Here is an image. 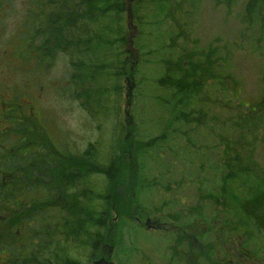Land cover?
Here are the masks:
<instances>
[{"label":"rangeland","instance_id":"374dc122","mask_svg":"<svg viewBox=\"0 0 264 264\" xmlns=\"http://www.w3.org/2000/svg\"><path fill=\"white\" fill-rule=\"evenodd\" d=\"M29 1L5 0L1 4L6 11L3 21L5 31L0 38V147L18 146L19 143L15 141L25 138L30 146H36L31 144L33 142L46 145V153L55 147L79 154L86 147L87 150L92 148V143L98 141L102 155L106 156L113 142H116L113 148L115 151L117 149L119 155L124 151V146L127 150L133 141L150 143L147 150L142 149L144 153L138 162L122 154V164L114 184L115 193L119 197L113 195L110 200L109 218L101 230L97 252L91 254L90 245H86L90 239L86 240L80 229L76 236L69 234L65 241L62 234L57 239L55 254L58 260L68 255L69 259L89 261V264H264L262 236L250 225H240L236 220L239 216L245 220L241 211L235 209V203L239 202L237 200L243 198L239 193L245 184L243 180L232 181L235 193L239 194H227L226 202L223 200L221 203L218 194L212 196L201 190L202 181L211 178V175L207 171L197 173L199 165L192 167L189 176L177 177L167 173L165 164L160 168L161 161L150 163L153 148L165 143L158 140L161 137L159 130L171 119L161 109L156 110L161 100H152L150 96L156 92L159 98H163L167 93L155 86L156 81L147 84L152 77L150 71L159 68L152 62L153 59L148 63L152 67H142V72L139 65L143 48L154 49L155 52L161 48L165 51L164 58L170 59L172 65L169 75L176 73L177 67L187 65L188 57L197 60L198 55L209 53L211 75L216 78L209 79L202 86L210 103L197 108L204 116V124L198 128L200 135H193L187 129L184 131H188L189 141L184 140L177 130L174 135L179 151L186 149L194 157L203 155L201 163L210 162L215 167L214 173L221 175L217 171L220 163L216 153L222 150V130H227L225 133L229 141L235 140L236 134L229 129V123L236 108L239 104L252 105L264 94V0H166L164 6L167 14L157 29L150 33L151 36H157L159 42L150 46L145 43L148 40L140 35L141 31L132 25L130 35L138 44L133 45L140 62L135 59L131 71H135L138 66L136 73H140V76L138 78L136 75V81L127 76L129 80L121 87L118 101H114L111 113L102 120L95 118L92 108L82 110L79 107V103H85L84 99L76 98L75 101L67 97L70 89L65 87V58L54 56L42 69L36 66L40 63L34 59L22 62L19 58L20 50L23 54L28 51L26 45L18 46L20 39L16 37L25 29L28 12L35 10ZM145 26L142 25L140 29L148 33L150 30ZM141 81H145L146 85ZM13 87L18 89L17 95L13 93ZM228 97L230 108L221 113L220 107ZM240 110L244 111L242 107ZM254 111L249 108V112ZM15 120L23 122L25 126L14 125ZM148 122L152 124L148 125ZM261 123L250 124V128L260 126ZM251 129L249 142L256 138L254 144L250 145L251 155L254 162L264 169V127L256 129V137L252 135ZM248 150L249 146L245 147V151ZM34 151L32 148L29 155H37ZM6 156V149L0 148V160ZM58 166L62 167V164L55 163L53 168L58 169ZM149 166L159 170L156 173L147 172ZM206 166L203 164L204 168ZM29 167H32V163H29ZM50 169L51 166L48 165L46 169L45 164L46 180L39 182L46 188H52L54 181L63 186L60 190L65 188L67 192L58 195L59 202L52 205L57 206L54 212L58 220L78 222L85 215L86 207L102 209V202L100 204L96 200L101 193L102 177L94 176L93 169L73 167L70 172L74 177H65L68 181L64 183L54 179L49 173ZM138 170L141 173L143 171L139 178ZM18 172H15L16 177L25 181L26 178ZM80 172L86 175L82 176ZM75 174L80 177L77 178ZM14 176V173L12 176L10 174L8 180ZM71 181L76 183L70 184ZM7 182L3 192L6 199L11 192ZM146 185H149V189ZM255 191L256 188H252L249 197L257 193ZM15 194L14 199L20 201L23 198L19 196L25 192L19 189ZM235 195H238L236 201L233 200ZM27 200L30 202L32 199L29 196ZM29 213L33 215L34 211L26 210L24 215ZM5 215H8L7 212ZM41 215L44 225L51 224L52 211L46 210L44 206ZM32 225L34 227L35 223ZM79 228H83V223L79 222ZM33 229L34 233L28 236L34 240L37 236L42 237L40 232L36 234V229H43L42 226ZM67 229L64 227V230ZM0 232V241L3 242L7 237L3 225ZM27 244L30 251L33 245ZM43 250L49 251L44 246L39 248V251ZM86 257L89 258L86 260ZM49 258L56 263L55 256Z\"/></svg>","mask_w":264,"mask_h":264},{"label":"trees","instance_id":"16d2710c","mask_svg":"<svg viewBox=\"0 0 264 264\" xmlns=\"http://www.w3.org/2000/svg\"><path fill=\"white\" fill-rule=\"evenodd\" d=\"M4 1L0 0V38L3 37L5 31L3 21L6 10L1 6ZM165 1L131 0L129 4V0H30V5L35 6V10L28 12L25 29L16 37L20 39L18 46L26 45L28 51L26 50V54H23L21 50H18L19 58L22 59V62L36 60L40 63L36 64L40 69L53 60L54 56L60 55L65 58L67 61L65 63L67 68L65 87L70 89L67 97L75 101L76 98L84 99V104L79 103L82 110L92 108L97 120L105 119L111 113L114 101H118L121 87L125 81L129 80L127 76H130L131 80H135L136 75L138 78L140 76V73H136L138 66L135 71H131L134 60L137 59L140 62L134 47L138 44L134 41L135 38L130 35L133 30L132 25L141 31L139 33L145 40H148L145 42L146 44L155 45L159 39L157 36H151L150 33L157 29L161 19L165 18L167 14L164 6ZM142 25H146L145 27L150 31L144 32L140 29ZM32 43L36 44L32 47ZM153 50L143 48L142 62L139 64L140 72H142V67L151 68L152 65L149 67L148 63L153 59L152 62H155V66L159 69L155 70L154 68L150 71L152 77L149 78L150 81L147 84L151 85L153 81H156L155 86L163 93L166 92L167 96L165 94V97L159 98L156 92L153 95L151 93L150 96L152 100H161L158 101L156 110L161 109L171 119V122L167 121L159 130L161 137L158 140L165 143L153 148L150 163H160L161 161L160 168L165 164L164 169L167 173L177 177L178 175L189 176L192 167L199 165L197 173L207 171L208 175H211V178H205L202 181L201 190L212 194V196L218 194L221 203L223 200L226 202L227 194H242L241 201L237 200L238 195H235L233 200L239 201L237 204L235 203V209L241 211L245 220L243 221L240 216L236 220L240 225H250L264 240V169L254 162L251 155L250 145L256 138H253L251 143L249 142L250 124H260L261 121H264V94L259 101H255L252 105L250 103L239 104V107L236 108L235 115L229 123V129L236 134L235 140L229 141L225 133L227 130H222L220 135L222 150L220 153H216V158H219L220 163V168L217 169L221 172L219 175L214 173L215 167L210 162L201 163L203 155L194 157L187 153L186 149L179 151L174 135L177 130V133L186 141H189L188 131H191L193 135H200L198 128L204 124V116L197 108L210 103L209 96L205 94V90H202V86L209 79L216 78L211 75L212 64L208 62L209 53L198 55L197 60L188 57L187 65L177 67L176 73L169 75L172 65H170V59L164 58L165 51L161 48L159 52ZM151 56L153 57L151 58ZM141 83L146 85L145 81H141ZM13 88V93L17 95L18 89ZM229 104L230 98L228 97L220 107L221 113L230 108ZM240 107L247 114L241 111ZM249 108H253L255 111L249 112ZM14 123L19 127L25 126L20 121L15 120ZM151 124L148 122V125ZM255 126H252L253 129H251L254 137H256V129L260 126L264 127V123ZM184 129L188 131H184ZM15 142H18L19 145L0 147L7 151L5 159L0 160V178L4 177L0 179V227L4 226V233L7 236L5 241H0V264H89V261L69 259L68 255L65 256V259L58 260L57 254H55L58 248L57 239L62 234L63 241H65L69 234L76 236L82 229L85 239H90L86 245H90L91 254L97 252L101 230L105 228V222L109 218L110 200L113 199V195L115 198L119 197L118 193H115L114 184L118 178L116 177L118 168L122 164L120 163L121 159L125 155L138 162L139 159H142L143 150H147L150 143H141L140 140L133 141V144L129 143L130 146L127 150L125 146L124 151L121 152L120 149L121 154L119 155L117 149L115 151L113 148L116 142H113L108 154L103 156L98 141L92 143L93 149L87 150L86 147L79 154L69 149L61 151L55 147H52L54 151L48 150L46 153L44 151L46 145L33 142L31 144L36 146H30L25 138H19ZM248 146L249 150L245 151V147ZM32 148L37 155H29ZM86 158H88V162L84 161ZM29 163H32V167H29ZM55 163H61L62 167L58 166V169H54ZM179 163L181 164L178 165ZM45 164L46 169L48 165L51 166L50 175L60 182L62 180L63 183L68 181L67 178L74 177L70 172L73 167L93 169L94 176L102 177L101 193L96 198L100 204L102 202V209L94 206L86 207L85 215H82L78 222L68 223L65 222V219L58 220L54 212L57 206L52 205L54 202H59L58 195L67 192L64 191L65 188L60 190V187L63 186L54 181L52 188H46L43 183L39 182L42 179L46 180ZM203 164L207 165L206 168L203 167ZM158 170L159 168H151V166L146 168L147 172L154 171L156 173ZM17 171L26 178L25 181L16 177L17 173L15 172ZM138 172L139 178L143 171L141 173V170H138ZM13 173L15 176L8 180L9 175L12 176ZM75 175L78 178L79 174ZM80 175L83 176L86 173L80 172ZM233 180H243L245 183L239 193H235L233 189ZM7 181H9L8 186L11 191L8 199L3 193L7 188L4 186L8 183ZM71 183L76 182L71 181ZM179 183H181V179ZM146 186L149 189V185ZM252 188H256L255 192L257 193L249 197ZM19 189L25 192L24 195L19 196L23 198L20 201L14 199L16 198L15 191H19ZM29 196L32 199L30 202L27 200ZM44 206L46 210L53 212L52 225L42 223L41 209ZM29 207H31L30 210H28ZM26 210L27 212L34 211V214L24 215ZM6 212L8 215H5ZM79 222L83 223V228H79ZM237 222H235L236 227ZM32 223H35L34 227H43L40 230L36 229V234L40 232L42 235V237H36V243L32 236H28V234L34 233ZM64 227L68 229L64 230ZM25 238L29 244L33 245L30 251H28ZM42 246L49 251H39ZM44 253L48 254L45 256ZM50 256H55L58 263L57 261L54 263L49 258ZM87 258L89 257H86V260Z\"/></svg>","mask_w":264,"mask_h":264},{"label":"water","instance_id":"95a60500","mask_svg":"<svg viewBox=\"0 0 264 264\" xmlns=\"http://www.w3.org/2000/svg\"><path fill=\"white\" fill-rule=\"evenodd\" d=\"M130 2H131V0H129V4H130ZM127 14H128V19H129V6H128V8H127Z\"/></svg>","mask_w":264,"mask_h":264},{"label":"flooded vegetation","instance_id":"af4514ba","mask_svg":"<svg viewBox=\"0 0 264 264\" xmlns=\"http://www.w3.org/2000/svg\"><path fill=\"white\" fill-rule=\"evenodd\" d=\"M219 248H220V246H219Z\"/></svg>","mask_w":264,"mask_h":264}]
</instances>
